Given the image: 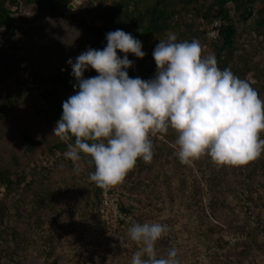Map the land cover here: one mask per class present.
I'll return each mask as SVG.
<instances>
[{"label": "rangeland", "instance_id": "obj_1", "mask_svg": "<svg viewBox=\"0 0 264 264\" xmlns=\"http://www.w3.org/2000/svg\"><path fill=\"white\" fill-rule=\"evenodd\" d=\"M21 1L18 13L30 27L16 39L13 54L0 57V162L16 157L21 132L34 136L38 147L57 136L34 114V100L42 101L40 92L49 86V76L81 53L76 23L80 12L52 17L47 10H37L35 3ZM107 1L88 5V21L99 22ZM71 4L76 7L77 1ZM37 20L40 23L33 24ZM238 27L242 36L232 65L239 78L264 84V37L251 18ZM170 33L177 36L176 31ZM177 136L173 129L150 135L152 161L138 158L124 181L112 186L122 208L136 213L141 223L168 226L155 245L158 257L175 248L179 264H264V153L238 166L219 164L207 154L183 164L177 156ZM41 153L39 160L47 157ZM69 169L45 170L23 196L20 191L6 196L1 224L7 230L19 229V245L15 248L11 241L4 250L0 240L1 264H85V259L91 264H131L142 245L129 238L128 227L118 231L97 223L101 200L92 198L95 182ZM37 201L41 207L34 210ZM95 222L105 234L97 239L100 243L86 239Z\"/></svg>", "mask_w": 264, "mask_h": 264}, {"label": "clouds", "instance_id": "obj_2", "mask_svg": "<svg viewBox=\"0 0 264 264\" xmlns=\"http://www.w3.org/2000/svg\"><path fill=\"white\" fill-rule=\"evenodd\" d=\"M103 48L87 47L69 58L75 93L62 103L53 132L67 144L64 155L90 157V180L107 188L122 183L137 159H153L155 133L175 130L177 156L188 164L207 154L219 164L244 165L264 153V99L246 79L221 70L214 55L202 54L197 39H160L151 78L130 77L131 53L143 58L140 39L123 29L109 31ZM118 53H123L120 55ZM97 75L85 77L88 69ZM160 222H133L128 236L142 246L131 264H179L177 250L158 257L156 242L167 233Z\"/></svg>", "mask_w": 264, "mask_h": 264}, {"label": "trees", "instance_id": "obj_3", "mask_svg": "<svg viewBox=\"0 0 264 264\" xmlns=\"http://www.w3.org/2000/svg\"><path fill=\"white\" fill-rule=\"evenodd\" d=\"M100 1L107 0H90L77 5L75 9L68 7L71 0H22L21 3L23 5L35 3L37 10L41 13L47 10V14L52 17L64 18L66 13L73 15L77 11L80 12L81 17L76 20V23L79 28L78 43L81 52L85 51L87 47L103 48L107 43L105 35L109 31L119 28L131 33L142 41V50L146 52V55L143 58H137L131 53L128 54L129 59L134 61L133 66L128 69V74L130 77L139 76L143 79L151 78L154 75L156 65L152 51L160 39L167 38L170 31L177 32L178 41L199 40L203 55H214L221 70L228 68L236 76L238 73H236L232 61L239 49V39L242 36L238 23H244L251 18L253 28L264 37V0H108L102 7L99 22L88 21L86 12L88 5ZM18 10L19 0H0V22L9 26L13 19L12 15L18 13ZM214 23L216 24L213 25ZM211 29L217 30L215 37L208 35ZM27 32L22 29L11 30L9 32L11 51L0 53V57L11 56L16 50V39L23 38ZM118 54L123 55V53ZM70 73V65L57 68L49 76V86L40 92L42 101L34 100V114L50 127L54 128L56 121L60 118L62 103L76 91L73 88L76 80ZM94 75L97 73L90 68L84 73L85 77ZM249 83L257 90L260 98L264 99V84ZM3 117L2 111L0 120ZM262 138L264 139V135ZM48 141L38 147L37 139L34 136L27 132H21L17 141L16 157L12 154L10 162H0V189H2L0 191V240L3 241L2 248L4 250L11 241L15 248L19 245L16 239L19 229L7 230L1 224V218L7 212L6 196L10 192L20 191L23 196L25 191L34 184L36 175L45 170L55 172L61 169L66 171L70 168V171L78 170L82 176H89V173L94 171V165L90 163L89 156L82 154L78 162H73L61 153L67 148V144L74 140L63 141L56 136L53 140ZM57 151L61 154L56 157ZM38 152H42L41 154L44 156L53 157V162L42 165L41 159H38ZM139 162L140 160L137 159L136 164ZM29 174L31 177L25 183L26 187L19 189V185ZM248 176H251L250 172H248ZM92 194L93 200H101L102 187L95 183ZM91 202L92 200H90ZM34 206V210H38L41 203L37 201ZM19 208H24V206L19 205ZM131 213L137 216L136 213ZM27 214L31 213L28 211ZM98 222L102 226L106 225L100 218L97 220ZM95 224H91L90 229L96 228L105 236L102 226ZM107 229H109L108 226ZM123 229L125 227L122 229L117 227L118 231ZM94 241L101 242L97 239ZM254 243L257 248H262L257 242Z\"/></svg>", "mask_w": 264, "mask_h": 264}, {"label": "built area", "instance_id": "obj_4", "mask_svg": "<svg viewBox=\"0 0 264 264\" xmlns=\"http://www.w3.org/2000/svg\"><path fill=\"white\" fill-rule=\"evenodd\" d=\"M77 5L83 4L90 0H76ZM84 10V9H83ZM13 19L9 26L7 24L0 22V53H9L11 51V41L9 39V32L13 29L26 30L30 27V22L25 21L19 13L12 15ZM40 21H33V24H39ZM214 23L213 25H215ZM210 37H215L217 35V30L211 29L208 32ZM53 159L50 157L41 158L42 165L47 163H52ZM103 196L99 204L98 216L101 220L108 225L109 228L115 229L117 227H130L133 222H140L138 218L131 212L125 211L121 208L118 196L114 187L109 186L107 188L102 187ZM141 223V222H140ZM88 238L90 239H102L103 234L96 228L88 230ZM85 264H91L87 259H85Z\"/></svg>", "mask_w": 264, "mask_h": 264}, {"label": "water", "instance_id": "obj_5", "mask_svg": "<svg viewBox=\"0 0 264 264\" xmlns=\"http://www.w3.org/2000/svg\"><path fill=\"white\" fill-rule=\"evenodd\" d=\"M68 7H69L70 9H74V8H75V6H74L73 4H71V3H69Z\"/></svg>", "mask_w": 264, "mask_h": 264}]
</instances>
